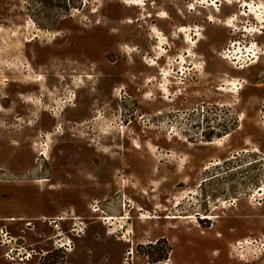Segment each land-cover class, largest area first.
<instances>
[{"label":"rangeland","instance_id":"374dc122","mask_svg":"<svg viewBox=\"0 0 264 264\" xmlns=\"http://www.w3.org/2000/svg\"><path fill=\"white\" fill-rule=\"evenodd\" d=\"M257 68L264 0H0V224L77 223L66 264H225L183 223L253 218L230 256L264 264Z\"/></svg>","mask_w":264,"mask_h":264},{"label":"flooded vegetation","instance_id":"af4514ba","mask_svg":"<svg viewBox=\"0 0 264 264\" xmlns=\"http://www.w3.org/2000/svg\"><path fill=\"white\" fill-rule=\"evenodd\" d=\"M259 59L260 60L257 65L261 63L260 61L262 58ZM253 78L257 82L264 81V68H257L256 70H254ZM63 219L64 218H62V220ZM75 219L76 218H71V220ZM77 226V223L74 222L71 225V228L66 231H63L61 226V232L55 236L56 238L59 237L57 239L53 238L52 236L46 237L42 233L36 234V242L27 245L25 244V242H27L25 237H19L24 241L19 244L18 241H15V234L12 229H9L8 225L1 223L0 248L4 250L2 259L7 264H14L8 258V254L12 252L15 258L19 260V262L17 261V264H66V258L64 257V255H66V253H71L75 248H71V251L68 252V249L66 250L62 247L66 245L69 238L79 236L77 232ZM42 238H46L45 242L43 243ZM71 245H75L73 239H71ZM42 246L47 248L46 252L44 251L45 248L42 249Z\"/></svg>","mask_w":264,"mask_h":264},{"label":"crops","instance_id":"0c3cea01","mask_svg":"<svg viewBox=\"0 0 264 264\" xmlns=\"http://www.w3.org/2000/svg\"><path fill=\"white\" fill-rule=\"evenodd\" d=\"M238 221L239 220H236L234 218L222 220L218 226H216L215 228H211V229H202L198 225L192 226V225H190V221L184 222L183 224L185 226L186 225L188 226V230L191 228L200 230L201 234H204V233L207 234L209 232H214L218 239L225 241V246L227 249V258H228V263H225V264H237L230 256V244L232 242L240 239V238L245 237L246 234L252 232L255 229V221L253 218L251 220H247L245 222L246 224L244 226H240ZM168 230L169 231L170 230L177 231L179 234V231L181 230V226L178 223L177 226L172 225ZM159 237H161V234L159 236L154 237V239L149 243H155V241H157L159 239ZM162 237H164V236L162 235ZM166 237H168V236H166ZM168 239H169L170 243L172 244L171 256L174 259V253H173L174 252V242H175V240L178 239V237L174 238V236H173V238L168 237ZM216 252H218V251H216Z\"/></svg>","mask_w":264,"mask_h":264},{"label":"built area","instance_id":"2783aa9c","mask_svg":"<svg viewBox=\"0 0 264 264\" xmlns=\"http://www.w3.org/2000/svg\"><path fill=\"white\" fill-rule=\"evenodd\" d=\"M60 220H62V218H59ZM56 221V220H55ZM78 229V228H77ZM78 235L80 236V231H79V229H78ZM62 248H65L66 250L68 249V252L69 251H71V248H73V245H71V239H68L67 240V243H66V245L65 246H63ZM128 256H131V258L130 257H128L127 259H131L132 261H134V251H133V249H131V250H129V252H128ZM8 258H9V260L11 261V262H13L14 264H17V261L19 262V260L17 259V258H15V256L13 255V253L12 252H10L9 254H8ZM20 263H22V262H20ZM23 264V263H22Z\"/></svg>","mask_w":264,"mask_h":264},{"label":"bare ground","instance_id":"6f19581e","mask_svg":"<svg viewBox=\"0 0 264 264\" xmlns=\"http://www.w3.org/2000/svg\"><path fill=\"white\" fill-rule=\"evenodd\" d=\"M218 4V2L216 3V5ZM213 6H215V5H213Z\"/></svg>","mask_w":264,"mask_h":264}]
</instances>
